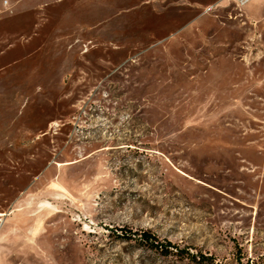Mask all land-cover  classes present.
Returning a JSON list of instances; mask_svg holds the SVG:
<instances>
[{"label": "rangeland", "instance_id": "obj_1", "mask_svg": "<svg viewBox=\"0 0 264 264\" xmlns=\"http://www.w3.org/2000/svg\"><path fill=\"white\" fill-rule=\"evenodd\" d=\"M0 264H264V0H0Z\"/></svg>", "mask_w": 264, "mask_h": 264}, {"label": "trees", "instance_id": "obj_2", "mask_svg": "<svg viewBox=\"0 0 264 264\" xmlns=\"http://www.w3.org/2000/svg\"><path fill=\"white\" fill-rule=\"evenodd\" d=\"M141 237L143 241L150 243L153 247L162 248L165 254L174 253L172 248H176L178 249L177 253L181 255H183L184 253H187L189 257L197 258L196 256H193L192 254H190L188 250L180 249L176 244H174L171 241H168L167 243H162L160 240H157L156 236H154V234L149 230H143L141 232ZM156 240L158 241V243L156 242ZM201 257H202L201 262L211 259L209 256H205L203 254L201 255Z\"/></svg>", "mask_w": 264, "mask_h": 264}, {"label": "built area", "instance_id": "obj_3", "mask_svg": "<svg viewBox=\"0 0 264 264\" xmlns=\"http://www.w3.org/2000/svg\"><path fill=\"white\" fill-rule=\"evenodd\" d=\"M237 4L239 5H245L248 2H250L251 0H234Z\"/></svg>", "mask_w": 264, "mask_h": 264}]
</instances>
